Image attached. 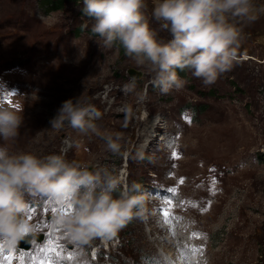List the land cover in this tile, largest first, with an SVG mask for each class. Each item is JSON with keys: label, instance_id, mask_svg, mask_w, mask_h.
<instances>
[{"label": "rangeland", "instance_id": "obj_1", "mask_svg": "<svg viewBox=\"0 0 264 264\" xmlns=\"http://www.w3.org/2000/svg\"><path fill=\"white\" fill-rule=\"evenodd\" d=\"M157 3L145 0V13L157 38L167 42L170 33L152 17ZM253 3L254 22L231 21L241 30L231 69L212 84L190 69H176L186 84L162 94L153 73L119 44L105 47L91 32L94 20L82 13L83 1L54 9L45 0H0V102L24 118L19 136L0 139V146L105 170L120 182L115 196L133 184L139 185L134 194L145 196L144 218L107 242L77 247L54 226L62 257L38 251L43 245L33 239L27 252L36 261L264 264V0ZM130 69L141 75L132 77ZM66 100L90 109L94 130L67 122L52 128ZM109 137L119 152L108 148ZM29 199L32 234L47 236L59 212L51 208L60 205ZM24 250L20 243L2 245L0 264L9 255L17 257L12 264H21ZM24 264L34 262L25 255Z\"/></svg>", "mask_w": 264, "mask_h": 264}, {"label": "clouds", "instance_id": "obj_2", "mask_svg": "<svg viewBox=\"0 0 264 264\" xmlns=\"http://www.w3.org/2000/svg\"><path fill=\"white\" fill-rule=\"evenodd\" d=\"M146 7L145 0H83L81 11L94 20L91 32L105 47L119 44L153 73L152 83L162 94L186 84L176 69H190L205 84L215 83L237 59L241 30L231 21L258 18L253 0H159L152 17L171 35L164 42L151 27ZM23 120L19 110L0 102V139L15 140ZM66 122L82 132L94 130L90 109L73 100L64 101L50 121L52 128ZM107 146L119 152L111 137ZM119 188L120 182L105 170L89 171L60 155L41 158L0 146V244L14 248L36 231L28 219L29 198L71 206L52 218L69 243L83 247L97 239L107 242L146 212L145 196L134 194L139 185H124L115 196Z\"/></svg>", "mask_w": 264, "mask_h": 264}, {"label": "snow or ice", "instance_id": "obj_3", "mask_svg": "<svg viewBox=\"0 0 264 264\" xmlns=\"http://www.w3.org/2000/svg\"><path fill=\"white\" fill-rule=\"evenodd\" d=\"M52 201H49V204H51ZM57 205H60V208L57 209L56 207H52L51 208V212L55 213L57 212L58 210L59 211H69L71 206L70 205H61L59 202H55ZM31 212H34L35 211V208H31L30 209ZM45 211L47 212L48 209H45ZM167 215V213H166ZM28 219L31 220L32 219V216L29 214L28 215ZM45 227H48V225H46ZM54 228V226H53ZM55 231H58V229H55L54 228V231L53 232H49L47 233V236H45V233L44 231H41V234L44 235L45 237V240L43 243H39L38 241H36V243L39 245V244H42L43 246L42 247H38V251L42 252V253H48V254H55L57 257H62V252L64 250V245H62L60 243V237L58 236H55L54 237V232ZM0 250H2V245H0ZM25 255H28V259L30 261H33L34 264H51L50 261L48 260H39V261H36L35 257H33L32 255L28 254L27 250H24L21 252V255L19 256V260L21 262V264H24V260H25ZM14 259H17V257H15L14 255H9V256H5L4 257V260L7 262V264H12V261ZM67 259L68 260H72L74 259V253L69 251L68 253V256H67ZM84 264H87V262H84Z\"/></svg>", "mask_w": 264, "mask_h": 264}, {"label": "water", "instance_id": "obj_4", "mask_svg": "<svg viewBox=\"0 0 264 264\" xmlns=\"http://www.w3.org/2000/svg\"><path fill=\"white\" fill-rule=\"evenodd\" d=\"M129 73L131 74L132 77L137 78L138 76L141 75L138 71L134 69H130ZM90 171V170H89ZM35 239L36 241H42L43 240V235H36V234H30L27 236L24 240L20 241V247L28 250L31 247V241Z\"/></svg>", "mask_w": 264, "mask_h": 264}, {"label": "trees", "instance_id": "obj_5", "mask_svg": "<svg viewBox=\"0 0 264 264\" xmlns=\"http://www.w3.org/2000/svg\"><path fill=\"white\" fill-rule=\"evenodd\" d=\"M65 1H68V0H45L46 2V6H51L53 7L54 9H60L61 7V4L62 3H65ZM74 2H78V1H83V0H73Z\"/></svg>", "mask_w": 264, "mask_h": 264}, {"label": "bare ground", "instance_id": "obj_6", "mask_svg": "<svg viewBox=\"0 0 264 264\" xmlns=\"http://www.w3.org/2000/svg\"><path fill=\"white\" fill-rule=\"evenodd\" d=\"M146 120V119H145ZM147 121V120H146ZM164 232V231H163ZM153 262V261H152Z\"/></svg>", "mask_w": 264, "mask_h": 264}]
</instances>
